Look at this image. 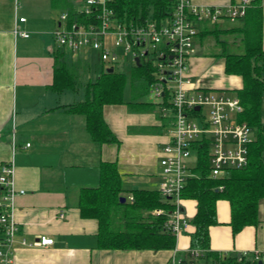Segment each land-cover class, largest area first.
I'll return each mask as SVG.
<instances>
[{
  "label": "crops",
  "instance_id": "crops-1",
  "mask_svg": "<svg viewBox=\"0 0 264 264\" xmlns=\"http://www.w3.org/2000/svg\"><path fill=\"white\" fill-rule=\"evenodd\" d=\"M69 1L79 9L81 0ZM187 1L199 8L226 9L240 0ZM260 5L264 49V0ZM255 9L251 3L244 17L223 16L214 22L196 23V52L188 61L194 85L238 95L243 77L226 72L222 54L226 50L240 53L246 16L249 11L253 16ZM66 11L52 0H0V171L3 164L13 162L16 186L24 190L15 199L14 218L19 229L8 264H173L174 254L187 259L194 230L191 219L197 210L194 199H182L181 210L190 225L176 237L174 249L101 248L98 220L80 213L81 189L99 185L103 161L116 162L127 196H132L129 192L134 189L159 190L160 158L171 124L159 103L157 111L151 103L139 100L138 80V91L129 80L125 102L103 107L105 121L119 142L96 141L87 128L86 116L66 110L68 105L83 101L86 84L110 68L104 69L97 50L74 52L57 43L55 30L71 23L61 18ZM57 62L81 70L78 77L84 74L88 81L84 86L77 81L75 88L62 91L52 89ZM124 64L130 76L132 66ZM92 65L96 70L93 79ZM258 214L257 225L234 234L230 203L218 200V223L210 227V249L221 256L247 252L248 259H254L256 251L264 253V198L259 201ZM144 215L148 216L149 210ZM41 236L53 238V243L30 244ZM197 264L213 262L200 258Z\"/></svg>",
  "mask_w": 264,
  "mask_h": 264
},
{
  "label": "built area",
  "instance_id": "built-area-1",
  "mask_svg": "<svg viewBox=\"0 0 264 264\" xmlns=\"http://www.w3.org/2000/svg\"><path fill=\"white\" fill-rule=\"evenodd\" d=\"M113 0H81L78 12L82 20H74L66 28H57L55 38L60 46L76 52L97 50L100 59L112 64H138L136 58L150 63L154 78L148 81L150 91L158 99L160 109L171 126L170 138L162 147L160 158L162 180L159 192L162 199L170 201L174 209L149 211V214L167 216L164 229L178 237L190 225L181 210L182 191L188 179L195 175L200 145L209 147L211 176L228 169L242 168L248 163L249 143L254 127L240 120L244 110L238 95L225 91L205 90L194 85L189 72V58L196 52V23L217 21L223 16L231 19L244 17L251 0H240L226 9L192 6L187 0H177L172 16L162 24L149 17L145 21L120 17L112 8ZM69 14L61 18L68 21ZM25 20V18H21ZM22 36H29L18 30ZM222 188V187H221ZM0 264L11 261L18 225L14 218L15 199L24 193L15 182L13 162L5 163L0 171ZM133 200V196H130ZM23 243H27L26 240ZM53 238L41 236L30 244H52ZM205 253L190 247L188 256L198 258ZM247 255V252L240 253ZM173 264H182V258L172 257ZM254 260L263 261L264 253L258 251Z\"/></svg>",
  "mask_w": 264,
  "mask_h": 264
},
{
  "label": "trees",
  "instance_id": "trees-1",
  "mask_svg": "<svg viewBox=\"0 0 264 264\" xmlns=\"http://www.w3.org/2000/svg\"><path fill=\"white\" fill-rule=\"evenodd\" d=\"M68 9V20H82L84 16L69 0H52ZM256 6L246 16L243 28V52L226 50L225 70L228 74L243 77L244 86L237 91L244 106L239 118L256 128L257 135L249 143L248 163L242 168L228 169L211 176L208 144L200 145L195 175L185 184L182 197L197 201V210L191 219L194 230L190 232V246L205 250L198 258H182V264H197L200 258L211 259L213 264H258L246 255L221 256L210 249V227L218 223L217 201L228 200L234 234L245 226L259 222L258 205L264 198V120L262 115L264 93V49L263 16L260 0H251ZM177 0H113L111 6L120 17L134 21H145L151 17L162 24L172 16ZM250 7V6H249ZM249 9V8H248ZM248 11V10H247ZM252 17L255 19L253 20ZM153 68L142 62L132 67L130 76L114 68L104 70L95 81L86 84V98L68 105L67 111L86 116L87 128L93 139L103 142H119L103 115L105 104L125 102V89L131 80H152ZM76 73L64 62L55 63L52 89L62 91L75 88ZM222 187V188H221ZM133 200L124 194V188L116 162L103 161L100 165V182L97 187L82 188L78 205L85 218H95L99 222L98 244L110 249H174L176 236L164 229L167 219L163 215H144L146 210L174 209L170 201H165L159 190H130ZM126 201L121 202V197ZM3 226L0 225V238Z\"/></svg>",
  "mask_w": 264,
  "mask_h": 264
},
{
  "label": "rangeland",
  "instance_id": "rangeland-1",
  "mask_svg": "<svg viewBox=\"0 0 264 264\" xmlns=\"http://www.w3.org/2000/svg\"><path fill=\"white\" fill-rule=\"evenodd\" d=\"M237 43V42H236ZM239 52H243V48H240L239 49ZM99 61V60H98ZM112 64H109V63H105V65H104V69H106V68H108L109 66H111ZM116 66V69L118 70V71H122V72H124V73H128V68H127V65L126 64H124V63H122V64H120V65H115ZM94 67L95 66H93L92 65V68H91V78L93 79V76H94V73H95V69H94ZM75 71V73H76V79H77V81H78V84H80V86H84L85 85V83H86V79H87V81H88V78L89 77H86L84 74H80L79 75V77H78V73H81V70H79L80 72H78V70H74ZM134 88L138 91V89H139V91L141 92L140 93V97H139V100L140 101H143V102H148V103H151V105H154L155 106V110H157L158 111V109H159V105H157V103H158V99L157 98H155L154 96H153V94H152V92L150 91V87H149V84H148V81L147 80H138V85L137 84H135V81H134ZM136 85L137 86H139V88L138 87H136ZM128 88V87H127ZM227 92H229L231 95H234L235 93L233 92V91H227ZM262 115H263V120H264V93H263V107H262ZM167 122V124H169V121L167 120L166 121ZM257 135V130H256V128H254L253 130H252V137H255ZM126 196L128 195V194H125ZM127 198H130L129 196H127ZM172 262H173V260H172Z\"/></svg>",
  "mask_w": 264,
  "mask_h": 264
},
{
  "label": "water",
  "instance_id": "water-1",
  "mask_svg": "<svg viewBox=\"0 0 264 264\" xmlns=\"http://www.w3.org/2000/svg\"><path fill=\"white\" fill-rule=\"evenodd\" d=\"M136 61H137V63L139 64V58H136ZM107 71L108 72H112V71H114V68H112V67H110V68H108L107 69ZM121 202L123 203V202H125L126 201V198L125 197H121ZM258 264H263V261L262 260H260L259 262H258Z\"/></svg>",
  "mask_w": 264,
  "mask_h": 264
}]
</instances>
